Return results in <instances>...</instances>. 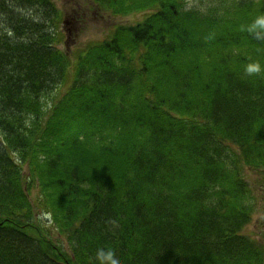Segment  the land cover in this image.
Here are the masks:
<instances>
[{"label": "trees", "instance_id": "trees-1", "mask_svg": "<svg viewBox=\"0 0 264 264\" xmlns=\"http://www.w3.org/2000/svg\"><path fill=\"white\" fill-rule=\"evenodd\" d=\"M56 1L0 0L4 33H24L16 49H0V140L16 150L0 151V264H101L100 249L121 264H264V245L241 232L256 210L244 168L262 165L264 186V148L251 141L264 142L263 77L237 88L249 64L264 66V0L246 1L255 15H243L240 29L209 16L193 32L184 21L194 12L170 13L178 0H84L113 16L152 12L70 50L44 31L61 24ZM160 15L158 46L114 44ZM165 39L180 40L183 61L165 55ZM218 39L221 53L210 48ZM212 70L224 74L215 84ZM25 76L32 91L19 99ZM34 208L51 213L63 241L30 218Z\"/></svg>", "mask_w": 264, "mask_h": 264}, {"label": "bare ground", "instance_id": "bare-ground-1", "mask_svg": "<svg viewBox=\"0 0 264 264\" xmlns=\"http://www.w3.org/2000/svg\"><path fill=\"white\" fill-rule=\"evenodd\" d=\"M132 1L136 2L138 4L140 3L139 0H111V2H115L117 4H119V3H130ZM188 1L189 0H178L179 3H177V6L171 7L170 8L171 12L168 10L167 11L170 13H173V14H180L181 11H184L186 13L194 12V16H196L194 20H188L186 18L184 21L185 25L187 26L186 28L189 32H193L194 30H196L197 28L202 26L204 24V19L206 17H209V16H213V17H211L210 20H212L214 24L217 22L219 17L220 18L224 17L235 28L240 29L241 28L240 22H241L242 18H244L245 16L255 15L251 11H249V10L246 11V9L242 8V7H244L245 3L249 4L246 1H250V0H236V1L235 0H202L203 3L198 7H192ZM251 1L252 2H258L259 1L260 2L261 0H251ZM146 9L148 10L147 11L148 14H151L152 10H149L148 8H146ZM58 10L60 11L59 14H61L62 13L61 8H58ZM227 10L233 11L231 13V15L225 16L226 14H222V13H225V11H227ZM108 14L113 16L110 13H108ZM127 15H129V14L125 13V14L119 15V17H125ZM243 15H245V16H243ZM3 16H4V14H3L2 8H0V21L2 20ZM24 16L26 18L25 19L26 21L29 18H33L34 20H36V15L34 12L33 13L32 12H30V13L26 12L24 14ZM142 20L143 19L137 21L135 24H137L138 22H141ZM153 21H154L153 22L154 25L142 26L140 28L141 32L136 31L135 34L133 32H131V29L125 30L122 34L118 35L117 40L114 41V44L117 42L120 44L122 43L123 46L127 49H131V48L135 49V47H138L144 43L147 45H150V47L158 46L155 43H152L155 41V38H156V37H153L152 29H154L156 26L155 22H157L158 25H162L161 23L163 21H165V19H164L163 15H160L157 18H155ZM48 22L50 23V21H48ZM48 22L46 23L47 26L44 28V31L49 32L51 30H54V32H55L54 45L58 49H60L61 47H63L64 49H68V50L72 49L69 46H67V41L65 40V38L68 36L67 34H69V31L67 32V29L63 28L65 26V24H67V20L62 19L60 25L59 24L53 25V23L49 24ZM117 25H120V24H115L113 26V28ZM6 27L7 26H4L2 23H0V49H1V53H9V52L13 51L14 49H16V46L20 45V42H21V36L20 35L24 34L23 32H21V30H16V29H15L16 31L14 29H10L9 31L4 33V30H6ZM113 28H112V30H113ZM112 30H111V32H112ZM211 32H212V30H211ZM1 33L6 35L7 40L5 39V36H2ZM149 34H150V36H149ZM91 41H93V40H88L87 42H84L81 45H84V44L89 43ZM35 43L40 44L41 41L38 40ZM224 44L225 43L223 42L222 39H218L216 42H214L212 44V47H210V48L212 50H214V52H220L221 53L222 51H224L222 49ZM81 45L79 43H75L74 45L72 44V46H74V47H79ZM160 47H161L162 51L165 53V55L173 58L176 63H177L178 55H179V60L183 61L181 59L180 54L183 52L184 49L181 47L180 40H177L174 42H170V41L168 42V40L165 39V41L160 45ZM260 47L264 49V43L260 44ZM14 52L15 53H13V54L18 55V53H16V51H14ZM25 54H31V52L28 51V52H25ZM184 59L186 60V56ZM15 62L17 63L18 60L13 59L12 63H15ZM48 71L49 70H47L46 68H44V70H43L44 73H48ZM223 75H224L223 73H218L215 70H212L208 74L209 78L207 80L210 84H213V83L215 84ZM245 76H246V78L243 79L244 85L239 84L237 88H240L242 90H247L250 88L257 87L259 82L256 80L255 76H261V77H263V80H264V66L260 67V71L258 73H252V74L245 73ZM248 76H249V78H248ZM28 79H29V77H27V76L24 77L23 87L21 86V88H20V93L21 94L24 93V94L19 95V97H18L19 99L22 97L25 99L24 96L32 91L29 89L30 85L27 83ZM197 81L193 85V89L196 86H198ZM92 85H94V84H92L90 82L87 86H92ZM233 85L235 87V83H233ZM45 86L46 85H44L43 87L40 86L39 88L46 89ZM55 88H59V87L57 86ZM41 89H37V90H41ZM11 95H12V92L10 90H7L6 95H4L5 99L6 100L10 99ZM59 96L60 95L58 93H56L53 98L49 97L46 99L48 102L49 110L51 109L52 102L54 100L56 101ZM14 109H15L14 113L18 116L22 117V116L27 115L26 110H23L21 108H14ZM0 119L3 120L2 110H0ZM78 132L80 135L81 134L84 135V134H86L87 130L85 128L81 127L80 131H78ZM89 137L90 136H86L80 140H76L75 143L78 144L80 141L87 142V140L89 141ZM12 139L13 138H10V140H12ZM251 141L253 144L264 148V142L256 141L253 138H251ZM85 142H82V143H85ZM79 144H81V143H79ZM0 151L3 153V156H5V157H6V153H7V156H12L16 153V150L13 147H10L7 144V142H5V140H3V141L0 140ZM248 164L249 165H247V166H251L252 162L248 163ZM30 218H32L34 221H36L37 224L42 225L41 227L45 232L48 231V228L51 227V223H52L51 221L53 220V216L51 215V213H49L47 211H42L38 208H34L30 212ZM20 221L22 222V221H24V219L19 220V222ZM1 225H3V222H0V226ZM32 234L35 235L36 237L40 238V239L42 237L41 233H38L36 227L33 228ZM46 234H48L49 237H51L55 240H62V241L64 240V237H61L57 233H54L52 231V229L49 230V232H47ZM262 243L264 245V242H262Z\"/></svg>", "mask_w": 264, "mask_h": 264}, {"label": "rangeland", "instance_id": "rangeland-1", "mask_svg": "<svg viewBox=\"0 0 264 264\" xmlns=\"http://www.w3.org/2000/svg\"><path fill=\"white\" fill-rule=\"evenodd\" d=\"M188 2L192 7H198L203 3L202 0H189ZM56 3L57 8L62 10V19L67 20L63 28L67 29L69 34L65 40L67 46L72 49L76 48L72 46L75 43L81 45L88 40H104L115 24H135L148 14L146 10L119 17L100 11L96 5L85 3L84 0H57ZM257 176L260 175L257 174ZM249 179L254 180V177L250 174ZM254 181L255 186L252 189L256 200L254 204L259 206V210L251 217V221L244 227L243 232L250 234L259 242H264V186L259 188L258 181Z\"/></svg>", "mask_w": 264, "mask_h": 264}, {"label": "clouds", "instance_id": "clouds-1", "mask_svg": "<svg viewBox=\"0 0 264 264\" xmlns=\"http://www.w3.org/2000/svg\"><path fill=\"white\" fill-rule=\"evenodd\" d=\"M260 71V66L258 64H249L245 68V72L247 74L252 73H258ZM98 259L101 261V264H121L119 256H117L113 251L111 250H98L97 253Z\"/></svg>", "mask_w": 264, "mask_h": 264}]
</instances>
